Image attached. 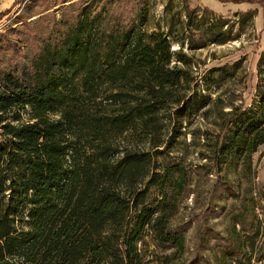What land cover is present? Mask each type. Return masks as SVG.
Listing matches in <instances>:
<instances>
[{
	"label": "trees",
	"instance_id": "1",
	"mask_svg": "<svg viewBox=\"0 0 264 264\" xmlns=\"http://www.w3.org/2000/svg\"><path fill=\"white\" fill-rule=\"evenodd\" d=\"M187 8L190 20L200 10ZM145 21L135 0H98L43 32L34 55L0 66V264H180L205 245L201 231L192 247L187 230L175 226L192 184L200 195L201 166L161 164L156 156L185 117L217 112L216 134H202L204 147L249 167L264 146V53L252 104L234 106L202 92L221 88L215 73L235 79L238 64L199 78L190 55L172 49L184 40L199 48L196 33L147 32ZM244 213L229 215L219 241L231 264L251 238ZM253 216L257 237L264 222Z\"/></svg>",
	"mask_w": 264,
	"mask_h": 264
},
{
	"label": "rangeland",
	"instance_id": "2",
	"mask_svg": "<svg viewBox=\"0 0 264 264\" xmlns=\"http://www.w3.org/2000/svg\"><path fill=\"white\" fill-rule=\"evenodd\" d=\"M79 1H83V4H78ZM97 1L0 0V66H14L34 55L39 49L41 37L47 31L55 29L62 20L68 22L78 14L83 15ZM135 1L138 7L146 9V21L142 27L147 32L169 34L171 30H176L184 37L191 32L196 33L199 48L189 49L184 40L181 44L173 42L172 49L182 47L190 55L191 71L199 78L213 67L228 68L238 64L235 65V79H230L224 72L215 73L212 75L214 81L217 78L223 81L221 88H217L215 83L202 93L211 94L212 98L222 94L224 103L233 102L234 106L243 103L248 107L252 104L258 82V62L264 53V0L240 3L220 0ZM49 6L52 8L46 10ZM187 7L200 8L192 20L186 16ZM220 33L223 34L221 38L213 40ZM230 109L227 107L225 110ZM217 116L219 114L215 112L209 120L195 115L185 117L176 140L156 156L161 164L183 162L192 169L201 166L202 176L198 182L200 195L192 193L193 189L197 190V185L192 184L190 193L182 199L175 226L187 230L188 242L192 247L199 231L205 234L207 240L199 250L189 249L180 264H231L229 258L222 257L224 248L219 241L222 236H227L229 215L244 211L247 221L253 224L245 231L251 238L241 252L239 250L235 263H247L248 258L252 257L251 264H264V228L257 237L253 235L257 227L256 216L253 215L264 222V146L252 154L249 167L244 166L236 155L225 156L221 151L204 147L205 135L214 138L216 134L217 126L210 122L215 121ZM193 133L199 138L198 145L193 143ZM201 151L206 152L208 158L203 159ZM226 174L229 175L228 180L224 177ZM147 241L151 251L154 249L151 238H147ZM215 255H221L217 256L218 262ZM256 256H261L262 260L257 261Z\"/></svg>",
	"mask_w": 264,
	"mask_h": 264
}]
</instances>
